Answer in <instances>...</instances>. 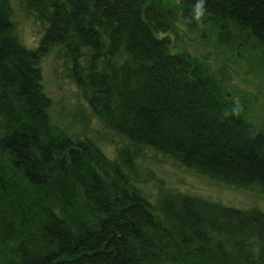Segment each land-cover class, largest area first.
Masks as SVG:
<instances>
[{"label": "trees", "instance_id": "obj_1", "mask_svg": "<svg viewBox=\"0 0 264 264\" xmlns=\"http://www.w3.org/2000/svg\"><path fill=\"white\" fill-rule=\"evenodd\" d=\"M20 1L48 26L38 48L25 47L0 0V264H264L260 208L172 190L151 201L132 178L129 147L120 164L48 121L38 63L61 44L92 113L135 151L151 148L215 181L264 190V128L217 92L188 52L170 50L159 36L170 28L162 4ZM182 3L191 9L195 0ZM207 7L255 41L264 69V0Z\"/></svg>", "mask_w": 264, "mask_h": 264}, {"label": "rangeland", "instance_id": "obj_2", "mask_svg": "<svg viewBox=\"0 0 264 264\" xmlns=\"http://www.w3.org/2000/svg\"><path fill=\"white\" fill-rule=\"evenodd\" d=\"M8 2L14 34L25 47L38 48L48 23L35 11H26L22 1ZM158 3L162 4L171 26L168 32L160 33L170 38V50L188 52L206 74L216 79L217 92L234 99L252 121L264 128V69L255 41L246 33L227 26V23L223 26L222 21L207 15L198 24L192 19L193 7L189 9L182 0H158ZM69 55L65 46L57 44L38 64L43 90L51 98L49 111L53 126L71 137L93 139L113 159L125 142L92 114L83 91L71 75ZM134 159L136 175L132 178L139 180L138 185L151 201L172 190L227 206L257 207L264 211V190L243 189L215 181L151 148L141 149Z\"/></svg>", "mask_w": 264, "mask_h": 264}, {"label": "bare ground", "instance_id": "obj_3", "mask_svg": "<svg viewBox=\"0 0 264 264\" xmlns=\"http://www.w3.org/2000/svg\"><path fill=\"white\" fill-rule=\"evenodd\" d=\"M207 16H209V15H207ZM210 17V16H209ZM210 18H213V17H210ZM213 19H215V20H218V21H220L219 19H216V18H213ZM168 21V20H167ZM168 24L170 25V23L168 22ZM170 28H171V26H170ZM169 28V29H170ZM159 36H161L160 34H159ZM161 37H164V36H161ZM85 54V51H83V55ZM42 58V57H41ZM40 58V59H41ZM39 62H40V60H39ZM39 64V63H38ZM42 83V82H41ZM48 95V94H47ZM49 96V95H48ZM51 99V98H50ZM50 106H51V104L49 105V107H48V109H47V112H48V121H49V123H51L52 124V126H53V119H52V116H51V114H50V111H49V108H50ZM93 114V113H92ZM94 115V114H93ZM95 116V115H94ZM101 122V121H100ZM101 124H102V122H101ZM107 128V127H106ZM108 129V128H107ZM110 130V129H109ZM112 131V130H111ZM114 132V134H116L118 137H120V138H122L123 140H124V142H125V146L124 147H121V148H119L118 149V151H117V155H116V157H114L113 159L114 160H117L120 164H124V160L123 159H121L120 158V154H119V151H122V150H124V149H126V148H130L131 149V151H132V155H133V159L135 158V156H136V154L137 153H139V151H135L134 150V148H137L138 147V144H133V143H131V142H129L125 137H123V136H121L120 134H118V133H116L115 131H113ZM65 133V132H64ZM65 134H67V133H65ZM68 135V134H67ZM69 136V135H68ZM71 137V136H70ZM87 138V137H86ZM71 139H82V140H84V138H82V137H80V136H72L71 137ZM90 139V138H89ZM90 140H92L101 150H102V148L97 144V142L96 141H94L93 139H90ZM133 147V148H132ZM103 151V150H102ZM104 152V151H103ZM133 163H135V159H134V161H133ZM134 169H135V166H134ZM200 174H202V173H200ZM202 175H204V174H202ZM209 177V176H208Z\"/></svg>", "mask_w": 264, "mask_h": 264}, {"label": "clouds", "instance_id": "obj_4", "mask_svg": "<svg viewBox=\"0 0 264 264\" xmlns=\"http://www.w3.org/2000/svg\"><path fill=\"white\" fill-rule=\"evenodd\" d=\"M207 3L208 0H195L191 15L192 19H194L198 24L202 23L203 18L209 11Z\"/></svg>", "mask_w": 264, "mask_h": 264}]
</instances>
